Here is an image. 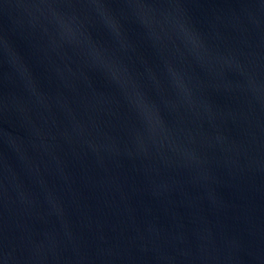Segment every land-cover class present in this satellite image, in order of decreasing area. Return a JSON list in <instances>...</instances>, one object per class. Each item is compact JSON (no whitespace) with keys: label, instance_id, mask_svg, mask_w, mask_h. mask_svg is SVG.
I'll use <instances>...</instances> for the list:
<instances>
[{"label":"water","instance_id":"1","mask_svg":"<svg viewBox=\"0 0 264 264\" xmlns=\"http://www.w3.org/2000/svg\"><path fill=\"white\" fill-rule=\"evenodd\" d=\"M0 264H264V0H0Z\"/></svg>","mask_w":264,"mask_h":264}]
</instances>
